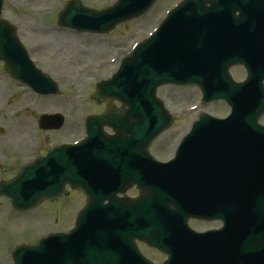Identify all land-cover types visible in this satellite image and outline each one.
<instances>
[{
	"label": "rangeland",
	"instance_id": "rangeland-1",
	"mask_svg": "<svg viewBox=\"0 0 264 264\" xmlns=\"http://www.w3.org/2000/svg\"><path fill=\"white\" fill-rule=\"evenodd\" d=\"M67 1L3 0L1 17L17 26L19 39L30 58L58 87L56 95L40 96L0 73V152H13L11 156L19 158L0 160V172L4 177L22 163L20 158L27 156L24 150L36 147L35 153H39L47 147L71 143L85 135L84 117L105 108L104 102L96 104L90 98L95 83L109 77L123 55L155 26L163 8L155 3L142 17L120 24L106 34H91L57 26V13ZM80 1L84 6L100 9L115 0ZM171 1L168 0L167 4ZM192 91L194 89L190 87L172 86L158 90V96L170 112L177 115L174 126L151 145L155 147L158 158L168 152L160 147H175L182 137L184 131L181 127H185L187 120L186 116L179 114V110L193 101ZM225 110L217 107L211 109L217 114ZM43 113L61 114L63 126L58 130L39 129L38 115ZM4 204L0 201V205ZM0 220L5 228L3 232L0 231V241L4 243L22 236L23 229H30L37 223L29 224L25 219L5 212L0 214ZM69 222L70 215L67 224ZM57 226L64 227L65 223L59 221ZM31 231H35V228Z\"/></svg>",
	"mask_w": 264,
	"mask_h": 264
},
{
	"label": "water",
	"instance_id": "water-1",
	"mask_svg": "<svg viewBox=\"0 0 264 264\" xmlns=\"http://www.w3.org/2000/svg\"><path fill=\"white\" fill-rule=\"evenodd\" d=\"M152 2L153 0H118L113 6L96 11L83 7L79 1L72 0L59 13V24L77 30L107 32L117 23L141 15ZM156 48L155 37L147 44H140L129 57L123 60L120 70L111 81L100 82L96 85V92L92 96L95 101L105 97L109 99L119 98L129 105V110L125 111L123 116L119 118L117 115L121 112L109 107L102 117L88 118L87 131L89 137L86 141L76 146H60L73 147L68 151L67 159L70 161L63 165L64 169L68 168V172L63 171L59 174L63 177L61 181L55 182L52 179L54 174L50 172L33 174L31 169L33 166L28 165L21 169L18 178L13 182L0 184V194L4 193L9 196L15 205L21 202L25 208L33 206L40 199L60 196L63 182L66 177L73 174L69 168L76 165L77 154L79 153L76 147H92L91 144L97 143L93 140V131L90 130L92 123L90 119H95L98 128H100L103 123L113 125V122L122 117L125 121L131 117L133 123L130 125L122 123L118 132L124 133L123 131H125L131 134V137L127 139L128 143H141L143 147H147L150 141L168 126L170 118L159 105L160 114L157 119L153 120L151 116H148L147 120L141 121V104L144 101L153 102L154 100L155 102L154 93L157 84L166 80L179 84L187 83V79L179 78L182 76L179 70L175 71V80L156 75L154 68L156 62L153 60L156 57ZM146 56L150 67L143 66ZM0 59L4 61L6 72L27 83L36 92L44 94L56 92L55 84L51 82L49 77L37 70L30 61L27 52L17 40L15 28L1 19ZM143 68L148 70V77H150L148 80L142 77ZM220 97L227 98L226 93L220 94ZM234 97H236V91L233 92L231 99ZM262 106L263 104L259 106L260 110ZM259 109L252 112L251 116H244L243 124L239 125L238 109L234 103L232 119L235 120L234 122L203 124L188 136L180 147H264V130L260 129L255 121ZM62 122L63 119L60 115H43L40 117V127L43 129L59 128ZM73 183L76 184V182Z\"/></svg>",
	"mask_w": 264,
	"mask_h": 264
},
{
	"label": "flooded vegetation",
	"instance_id": "flooded-vegetation-1",
	"mask_svg": "<svg viewBox=\"0 0 264 264\" xmlns=\"http://www.w3.org/2000/svg\"><path fill=\"white\" fill-rule=\"evenodd\" d=\"M165 1V0H163ZM239 17V21H241ZM239 28H247L244 23L239 24ZM256 57H242L245 61L239 64V82L245 78L246 65L249 60ZM197 90L196 87H192ZM194 90L192 93L193 101L190 105H195L193 109L196 116L205 111L207 107H211L214 103L203 104L200 95ZM264 123V114L261 117ZM162 150H167V154L159 158L160 160L168 159L171 153V147H160ZM155 147H150V153L155 156ZM170 150V151H169ZM27 157L34 154L35 149L24 150ZM36 156V155H34ZM123 156H126L124 152ZM157 157V156H156ZM167 157L166 159H164ZM18 158L17 156L14 157ZM158 158V157H157ZM0 160H3V154L0 152ZM10 177H4L0 172V181L7 180ZM68 189L64 197L57 201H44L37 207L27 212L31 217L25 219L29 224L37 221L32 228L23 229L22 236H16L11 241L4 243L0 241V264H13L12 250L16 245L24 244L28 246L35 245L37 239L47 233L57 232L63 235L73 227L68 223L69 215H74V220L80 216L83 222L85 210H90L89 215H92L88 220L93 221L89 227V235L104 242L107 247L106 262L104 264H163L168 255L163 249L150 246L148 238L156 241L162 247H171L174 239V233H170L164 228L159 230L151 228L149 231L147 225V189H139L136 185L126 184L125 182L119 185L109 187H101V189L92 191L91 186H81L77 190ZM94 199V208H86L88 198ZM242 206L255 214L250 220L256 224L250 226L245 232L244 240L248 245L255 246L261 244V238H264V192L254 193L249 196L241 197ZM10 211L14 214H27L25 212L18 213L10 207ZM2 210H0V214ZM24 220V219H23ZM64 222L65 226H57V222ZM71 221V218H70ZM2 222V221H0ZM191 229L196 232H206L217 229L221 224L217 221H204L191 219L188 221ZM35 228V231H31ZM4 224H0V231L3 232ZM39 230V231H37ZM81 236L84 237L82 233ZM80 247L77 256L67 255V248H62L63 252L60 262L51 263L46 261V264H100V257L93 247V239L78 241ZM86 245V246H84ZM51 261H56L55 257L50 258ZM105 260V259H104Z\"/></svg>",
	"mask_w": 264,
	"mask_h": 264
}]
</instances>
